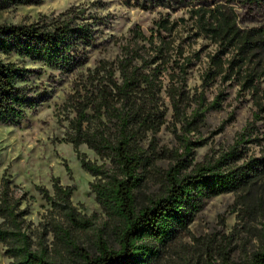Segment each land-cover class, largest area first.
Listing matches in <instances>:
<instances>
[{"label":"trees","instance_id":"obj_1","mask_svg":"<svg viewBox=\"0 0 264 264\" xmlns=\"http://www.w3.org/2000/svg\"><path fill=\"white\" fill-rule=\"evenodd\" d=\"M122 1L167 12L155 20L156 32L150 36L134 26L120 55L89 69L64 104L69 120L65 141L94 177L91 189L105 226L84 244L83 236L95 229L97 216L74 205L73 188L61 185L59 178H54V194L38 188L51 207L44 221L33 225L22 208L23 197L16 196L5 174L0 182V244L10 264H165L183 235L195 238L190 225L208 199L252 189L264 178V20L251 15H264V0ZM41 2L0 0V9ZM248 5L250 10L243 13L241 8ZM182 9L190 13V25L184 17L171 18ZM88 10L72 4L30 23L0 25V124L21 126L27 109L43 101V95L35 96L26 84L36 71L12 56L63 71L84 65L99 26L105 24L100 14ZM186 31L189 36L178 42ZM193 38H205L215 47L194 93L188 85L189 69L201 53L186 55ZM234 84L237 98L252 102V118L232 144L195 162L196 149L209 142L202 135L209 113L222 109L226 89ZM215 85L218 93L209 100L207 91ZM170 107L175 149L160 146L158 140ZM233 119L232 114L220 131ZM83 144L102 163L88 159L79 149ZM163 160H169L166 168L159 164ZM150 184L156 189L148 193ZM240 214L251 215L253 209L241 208ZM262 243L242 264H264ZM223 264L240 263L227 258Z\"/></svg>","mask_w":264,"mask_h":264},{"label":"rangeland","instance_id":"obj_2","mask_svg":"<svg viewBox=\"0 0 264 264\" xmlns=\"http://www.w3.org/2000/svg\"><path fill=\"white\" fill-rule=\"evenodd\" d=\"M72 4L88 6V12L100 14L105 24L99 26L97 42L89 49L87 62L73 71H63L40 62H32L30 59L22 60L16 55L12 56L13 61L36 71L26 84L32 88L35 96L43 95V101L35 109H27L28 117L21 126L0 124V182L5 174L10 178L16 196L24 199L22 208L28 210L27 220L35 226L44 221L51 207L38 188L45 187L54 194V178H59L64 187H72L74 205L86 215H96L98 219L95 229L83 236L84 244L89 245L94 232L105 226V215L91 189L94 177L82 167L73 145L65 141L69 120L64 104L75 84L86 76L89 69L95 68L102 59L112 61L120 55L121 46L132 36L131 30L134 26L140 25L145 34L150 36L156 32L155 20L166 14L167 10H145L127 5L122 0H42L39 4H19L0 9V25L30 23L43 14H58ZM249 10L250 5L241 8L243 13ZM251 15L258 22L264 20L263 14L258 15L252 11ZM180 17L188 19L189 25L193 21L185 9L171 15L173 19ZM187 36L189 35L186 31L180 35L178 42ZM191 43L193 45L186 55L193 51L201 53V58L194 59L189 69L188 85L194 93L195 88L202 83L201 74L207 65L208 54L215 47L205 38H193ZM237 90L238 86L235 84L227 87L228 97L222 109L209 113L207 126L202 131L203 137L209 138V142L196 149L195 162H203L212 150L232 144L236 134L252 118V102L239 100ZM217 93V85L210 88L207 91L209 100L214 99ZM232 114L234 119L228 121L220 131V126ZM70 116L74 117L75 113L72 112ZM167 118L168 123L158 134L159 144L175 149L178 142L172 126L169 125L172 122L171 107ZM262 129L264 131V125ZM195 137L198 138V135ZM149 140L146 141L147 146ZM79 149L91 161L102 163L95 151L86 144ZM255 150L258 151V148L255 147ZM159 164L166 168L169 160H163ZM155 189V185L150 184L146 191L151 193ZM247 207L253 209V214L239 215L241 208ZM190 231L198 240L190 235H183L166 257L165 264H223L227 258L240 264L250 261L262 249L264 241V178L252 189L208 199L203 210L190 225ZM0 264H10L2 244Z\"/></svg>","mask_w":264,"mask_h":264}]
</instances>
